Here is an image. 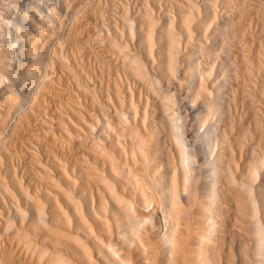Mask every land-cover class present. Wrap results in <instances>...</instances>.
Here are the masks:
<instances>
[{"label": "bare ground", "instance_id": "bare-ground-1", "mask_svg": "<svg viewBox=\"0 0 264 264\" xmlns=\"http://www.w3.org/2000/svg\"><path fill=\"white\" fill-rule=\"evenodd\" d=\"M161 1L130 16L122 0H0V163L11 150L2 136L28 111H46L54 143L53 155L34 146L40 186L17 172L0 179V264L14 243L25 254L14 264H264V0H165V12ZM104 3L122 7L120 21L103 17L93 41L149 96L124 84L102 101L91 72L67 66L61 49L79 51L83 32L54 22L72 5L101 14ZM58 66L76 81L66 105L48 73ZM46 93L59 115H48ZM80 147L74 161L63 151Z\"/></svg>", "mask_w": 264, "mask_h": 264}, {"label": "rangeland", "instance_id": "rangeland-1", "mask_svg": "<svg viewBox=\"0 0 264 264\" xmlns=\"http://www.w3.org/2000/svg\"><path fill=\"white\" fill-rule=\"evenodd\" d=\"M125 1V3L124 4H128V2H129V4H128V7H130L129 8V10H130V13H129V15L131 16L132 14H134L135 16H137L138 14H140L141 12H142V0H122V2H124ZM140 1V2H139ZM161 4H159V5H161V7L159 6V9L162 11H166L167 9L169 10L170 9V3L167 1H165V0H162L161 2H160ZM105 5H101L100 7H102V8H100V11H102L101 12V14H99V11L98 12H94L95 14H93L92 12V16H91V13H86V12H89V8H87V10H85L84 11V9H86L85 7H83L82 6V4L81 5H72V11L71 10H69L70 12V14H71V12H72V14L71 15H69V17L66 15V13H65V10H66V12L68 11L67 9L68 8H70V7H67V8H65V9H63V11L61 12L62 13V15L60 14L59 16H62V17H58V19H57V21H55L54 23L55 24H57L56 26H59L58 25V23H59V21H61L60 23H61V26H65V29L64 30H68V28L69 29H71V27H72V29L73 28H76V25H77V27H79L80 28V30H79V32L81 31V32H85V34L83 35V33H81V35H79V39L81 38V36L83 37L80 41H82V42H79V44H76V43H78V42H76L75 40H72L73 41V44L75 43V45H78V50L79 51H77V49L75 48V46H71V42H69L68 43V45L66 46V47H64V50H63V48L61 49V48H59L58 46H55V49H56V51H57V53H58V56L59 55H61V53H62V51L65 53V51H66V53L65 54H68L69 55V62H66V63H68V65L67 66H69L68 68L69 69H74V68H77V66L80 64H83V66L85 67V70L86 71H88L89 73H90V76L91 77H93V78H90V79H87L86 81L89 83V85L91 86V88L93 89V87H95L94 88V90H95V92L98 94V96H97V98L98 99H100V100H102L103 101V98H105L104 96H105V94H104V92H106L105 90L106 89H108V90H110V91H113V90H115L116 89V87L118 86L119 88H122V86H124V84H125V86H127L126 88H131V89H133L134 90V92H138V91H140L139 92V94L141 95V97H145L146 96V94L147 93H145L144 91V89H142L143 87L141 86V84L139 85V82L137 83V81H135V79L134 78H132L131 76H130V74H129V72L126 70L125 71V69H123L120 65H119V62L120 61H118V64H117V61H115L116 62V64L117 65H119V66H116V64H113V61H111L112 59H114V58H112L113 57V55H115V54H112L110 51H106V50H108L107 48H101L100 47V45H98V44H95V42L94 41H96V40H94L93 38H95L94 36H96V32L94 33V30L95 31H97V34H98V28H100V30H102V28L100 27L101 25V19L103 20V17H104V21L106 22V23H108V20L109 21H111V22H109L108 24H114L116 21H120L119 20V18H120V16H119V18L117 17V15H120L122 12H120V11H122V7L119 5H113L112 6V4L111 3H108V4H106V3H104ZM111 4V5H110ZM107 5H110V6H107ZM75 6H76V8L77 7H79V9H82V11H84L85 13H83V14H86V16L84 17V18H88V19H91L90 20V22L91 23H89V25H87V26H83V27H81V26H79V24H77V22H75L74 21V18L73 17H75L73 14H75V11L74 10H79L78 8L77 9H75ZM80 6H81V8H80ZM164 7H165V9L166 10H164ZM70 8V9H71ZM84 8V9H83ZM117 8V9H116ZM120 9V10H119ZM167 10V11H168ZM103 13V14H102ZM137 13V14H136ZM103 15L102 16V18H100L101 16H99V15ZM91 16V17H90ZM135 16H133V17H135ZM66 17V18H65ZM67 17H68V19H67ZM99 17V18H98ZM63 18V19H62ZM111 18H112V20H111ZM116 20H114V19ZM61 19V20H60ZM62 20H64V21H66V22H64L63 21V23H62ZM69 20H71V22L69 21ZM85 20V19H84ZM107 20V21H106ZM75 23H73V22ZM81 21V20H80ZM114 23H113V22ZM57 22V23H56ZM99 22V24H97V23ZM59 23V24H60ZM94 23V24H93ZM90 24H91V26H90ZM68 25H69V27H68ZM72 25H75V26H72ZM93 25H94V28L95 27H97V28H93ZM256 24H253V26H252V28L253 27H255V28H253V29H251L252 30V32H255V31H257L256 29H258L259 28V30H260V28H261V25L258 23L257 25L258 26H260V27H256L255 26ZM61 26H59V27H61ZM90 26V27H89ZM87 27V28H86ZM58 28V27H57ZM62 28V27H61ZM64 28V27H63ZM83 28V29H82ZM89 28H91V30L89 29ZM88 29H89V31H91V32H88ZM94 29V30H93ZM97 29V30H96ZM84 30V31H83ZM99 30V31H100ZM259 30H258V32H259ZM86 33H90L89 34V36L86 34ZM93 34H95L94 36H93ZM86 35H87V37L90 39H88L87 40V37H86ZM84 37H86V40H85V38ZM91 37H92V40H91ZM94 40V41H93ZM83 41H85V42H83ZM87 41V42H86ZM90 42H91V44H90ZM92 42H94L93 44H92ZM83 44V43H86V44H89V46H90V48L91 49H93L94 47H96L95 49H93V50H91V49H88V47H86V46H82L81 44ZM97 43V42H96ZM44 43H42V45H40L41 46V48H42V46H45V45H43ZM86 44H83V45H86ZM80 45V46H79ZM95 45H98V47L97 46H95ZM69 46V47H68ZM82 46V47H81ZM102 47H104V46H102ZM72 48H74V49H72ZM87 48V49H86ZM97 48H100L101 49V51H102V53L101 52H97L96 50H98ZM60 49L62 50V51H60ZM72 49V51H70ZM81 49H82V51H81ZM83 49H86V50H84V55H83ZM100 49L98 50V51H100ZM106 49V50H105ZM137 50L138 49V47L137 48H134V50ZM91 50V51H90ZM104 50V51H103ZM183 50H184V47H183ZM70 51V52H69ZM76 51V52H75ZM81 51V52H80ZM77 52H80V53H77ZM110 54H108V53ZM64 53H62V54H64ZM73 53V54H72ZM97 53H99V56H98V54ZM82 54V55H81ZM112 54V55H111ZM74 55H76V56H74ZM101 55H104V56H101ZM71 56H72V58H71ZM83 56H84V58H83ZM112 56V57H111ZM116 56V55H115ZM114 56V57H115ZM80 57V58H79ZM81 57H82V59H81ZM101 57V58H100ZM103 57L104 58H106L107 59V57L108 58H112L111 60L110 59H108L107 61L108 62H106V60L104 59L103 60ZM81 59V60H80ZM115 59H116V57H115ZM71 60V61H70ZM83 60V61H82ZM111 61V62H110ZM84 62H85V64H84ZM78 65H77V64ZM109 63V64H108ZM112 64V65H111ZM88 65V66H87ZM122 65V64H121ZM116 66V67H115ZM87 67V68H86ZM119 67V68H118ZM103 68V69H102ZM111 68V69H110ZM88 69V70H87ZM94 69V70H93ZM114 69V70H113ZM92 70V71H91ZM107 70V71H106ZM54 71L56 72H54L53 73V70H51V71H49L48 73H49V77H50V79H52V77L51 76H53V80L54 81H56V85H57V89H59V91L57 92L58 94L57 95H60V99H63V101H62V105L63 104H68L67 102V99H66V97H68L69 95H70V93H72V92H70V91H73V93L71 94V96L73 95H75V93L77 92V86H76V81H75V79L67 72V71H69V70H66V69H64L63 67H57V70L56 69H54ZM94 71H95V75H93L94 74ZM106 72V73H105ZM127 72V73H126ZM53 73V74H52ZM103 73V74H102ZM115 73V74H114ZM113 74V75H112ZM70 75V76H69ZM67 76V77H66ZM97 78H96V77ZM70 77H72V78H70ZM119 79H118V78ZM67 78V79H66ZM74 79V80H73ZM92 79V80H91ZM121 79V80H120ZM59 80V81H58ZM88 80H90V81H88ZM114 80V81H113ZM128 82H127V81ZM132 80V81H131ZM120 81H122V82H120ZM101 82V83H100ZM58 83V84H57ZM121 83H122V85H121ZM95 85V86H94ZM111 85V86H110ZM120 85H121V87H120ZM139 85V86H138ZM93 86V87H92ZM104 86V87H103ZM109 86V87H108ZM114 86H116V87H114ZM96 87H97V89H96ZM140 88V87H142L141 89H138V88ZM76 88V90H74ZM65 89V90H64ZM67 89V90H66ZM112 89V90H111ZM136 89H138V91H136ZM103 90V91H102ZM107 90V91H108ZM141 90H144V91H141ZM62 92L63 93H65V94H62ZM70 92V93H69ZM75 92V93H74ZM142 93H143V95H142ZM67 94H68V96H67ZM97 94H95V95H97ZM144 94H145V96H144ZM62 95V96H61ZM148 95V94H147ZM47 96H48V98H47ZM64 96V97H63ZM66 96V97H65ZM149 96V95H148ZM62 97V98H61ZM100 97V98H99ZM88 98V97H87ZM45 99L46 100H43V105H44V108H46V110L48 111V115L50 114L51 116H53L54 117V115L55 116H57V115H59V109H60V102H52V99H51V97L49 96V93H46L45 94ZM150 99V101L152 102V100L154 99V100H156L155 98H153V97H150L149 98ZM152 99V100H151ZM83 100L86 102V100H87V102H86V104H88L89 106H91L90 108H94V106L95 105H93L92 103H91V100L88 98V99H85V97L83 96ZM153 100V101H154ZM48 101V102H47ZM49 101H50V103H49ZM149 101V102H150ZM47 102V103H46ZM64 102H66V103H64ZM49 103V104H48ZM56 104V106L58 107L59 106V108H57L56 106H55V104ZM59 103V104H58ZM156 103V101H154L153 103H150V105L152 104V106H151V108L152 107H154L153 105ZM48 104V105H47ZM50 104H52V105H50ZM157 104V103H156ZM155 104V105H156ZM47 105V106H46ZM54 105V106H53ZM49 106V107H48ZM53 106L54 108H52V109H54L53 111H52V109H51V107ZM96 107V106H95ZM47 108H49V109H47ZM97 108V107H96ZM51 109V110H50ZM50 110V111H49ZM57 110V111H56ZM26 111V110H25ZM28 111V110H27ZM52 111V112H51ZM54 112V113H53ZM28 113V115L27 116H29L28 117V119H26V118H23L22 120L23 121H14L15 123H16V125H14L15 123L12 121V125H13V130H12V132H10L9 133V136L7 135L6 137L4 136H2V139H5V138H7V139H5V140H3L5 143H6V146L8 147V149H11V150H9V152H10V155L7 157V159H8V162H6L7 161V159L5 160V162H4V164L3 163H0L1 165H0V179H2V177L4 178L3 180H7V182L9 181L10 182V177H9V172H7V171H10L11 173H15V172H17L16 174H18L17 175V177H18V179L19 180H21V179H23V181H26L27 183H28V181H29V183L30 182H32L31 184H33L35 187H38L37 185H41V181L39 182V180H40V176L38 175L39 173L38 172H36L38 169H37V165H35V163H36V161H35V158L34 157H36L37 156V154L35 153H33L34 151L36 152L37 151V149L39 148H45L46 150H49L50 151V154L51 155H53L52 154V151H51V149L53 150V148H52V144H54V143H51V142H53V140H52V138L50 139V138H47L46 136L44 137V135H45V127H44V125L41 123V121H40V118H41V116H42V118H45V116L44 115H46V111H42V113L40 114V116H39V118L38 117H33L32 116V113L30 112V111H28L27 112ZM44 113V114H43ZM52 113V114H51ZM63 113V112H62ZM47 115V116H48ZM49 115V116H50ZM238 115H239V113H238ZM238 115H236V119H235V123H236V125L239 123V116ZM238 116V117H237ZM38 118V119H37ZM28 120V121H27ZM34 120V121H33ZM237 121H238V123H237ZM19 122V123H18ZM24 122H25V124H24ZM38 122H40V123H38ZM18 123V124H17ZM22 123V124H21ZM27 124V125H26ZM32 124V125H31ZM40 124V125H39ZM43 125V126H42ZM16 126V127H15ZM17 126H19V127H17ZM21 126H23V127H21ZM25 126H26V128H25ZM36 126V127H35ZM15 127V128H14ZM23 128V129H22ZM16 129H17V131H16ZM24 129H25V131H24ZM42 129H44L43 131H42ZM15 130V131H14ZM21 130V131H20ZM2 131V129L0 128V132ZM23 131V132H22ZM31 131V132H30ZM17 132V133H16ZM43 132V133H42ZM15 133V134H14ZM11 135V136H10ZM33 136V137H32ZM36 136V137H35ZM38 137V138H37ZM10 138V139H9ZM33 138V139H32ZM37 140H36V139ZM42 140H41V139ZM47 138V139H46ZM14 139V140H13ZM34 139H35V141H34ZM38 139H40L39 141H38ZM50 139V140H49ZM7 140V141H6ZM10 140V141H9ZM12 140V141H11ZM43 140H45V142L43 141ZM28 141V142H27ZM37 141H38V143L39 144H37ZM40 141H41V143H40ZM46 141H47V143L49 144H47L46 143ZM51 141V142H50ZM44 142V143H43ZM13 143V144H12ZM43 143V144H42ZM45 144H47V145H45ZM24 145V146H23ZM42 147H41V146ZM52 145V146H51ZM11 146H12V148H11ZM15 146V147H14ZM37 148H35V147ZM44 146H46V147H44ZM82 147H80V148H77L76 150H74V152H68V149L66 148L65 150H63L64 151V153L66 154V157L67 158H70L72 161H74V160H76V158H77V156H78V158H79V153L82 151ZM15 152H17V150H18V152L17 153H15ZM75 151H77V152H75ZM15 154H14V153ZM31 152V153H30ZM23 153V154H22ZM73 153V154H72ZM44 153L42 152L41 153V157L40 156H38L40 159H44V158H46V156H44L43 155ZM69 154H72V155H70L69 156ZM75 154V155H74ZM36 155V156H35ZM69 157H68V156ZM74 155V156H73ZM34 156V157H33ZM44 156V157H43ZM30 157V158H29ZM43 157V158H42ZM50 158L49 159H52V157L51 156H49ZM74 157V158H73ZM10 158V159H9ZM28 158H29V160H28ZM77 158V159H78ZM33 159V160H32ZM69 159V160H70ZM45 160V159H44ZM44 160H43V162H44ZM70 160V161H71ZM46 161H49V160H47V158H46V160H45V162ZM35 162V163H34ZM9 164L10 166L9 167H7V168H11V169H5L6 168V166H8V165H5V164ZM32 165V166H31ZM34 165V166H33ZM4 168V169H3ZM36 168V169H35ZM30 169V170H29ZM23 170V171H22ZM25 170V171H24ZM30 171V172H29ZM36 172V173H35ZM23 173V174H22ZM26 173V174H25ZM34 173V174H33ZM38 173V174H37ZM8 174V175H7ZM36 175V176H35ZM22 176V177H21ZM30 176H32L31 178H30ZM39 176V177H38ZM6 177V178H5ZM26 178H28V179H26ZM39 178V179H38ZM30 179H32V180H30ZM3 180H0V185H1V183L3 182ZM4 182H6V181H4ZM8 182V183H9ZM26 182H24V183H26ZM26 183V184H27ZM39 185V186H40ZM1 191V190H0ZM5 206V205H4ZM6 207H8V208H6ZM2 209H3V213H2V215L3 214H5V215H3L4 217H6V216H8L10 213H12V207L10 206V204H9V202L7 201V206H5V207H3L2 206ZM11 210V211H8V210ZM7 211H8V215H6L7 214ZM1 220V219H0ZM0 223H1V221H0ZM3 231L1 230V224H0V235H3V233H2ZM2 233V234H1ZM3 240V239H2ZM4 241V243L3 244H5V245H8L7 244V242L5 241V239L3 240ZM9 246V249L8 250H6V251H4L3 252V254H1L2 256H3V261H6L7 259H8V262L6 261V263L5 264H8L9 263V261H10V263H11V258L12 257H14L13 259H14V262H17V258H19V259H21V257H22V259L24 258L25 259V254L24 253H20L21 251H20V249L17 247V246H15V243H14V245L13 246H11V244H9L8 245ZM7 246V247H8ZM17 247V248H16ZM15 250V251H14ZM19 250V251H18ZM12 251H13V253L15 252V254H12ZM11 255H10V254ZM18 253V254H17ZM16 257H15V256ZM22 255V256H21ZM8 256V257H7ZM12 256V257H11ZM20 256V257H19ZM11 257V258H10ZM16 258V259H15ZM11 264H14V263H11ZM16 264H18V263H16Z\"/></svg>", "mask_w": 264, "mask_h": 264}]
</instances>
